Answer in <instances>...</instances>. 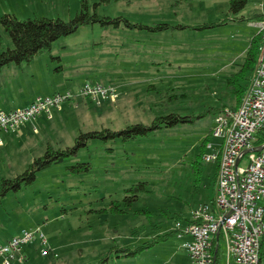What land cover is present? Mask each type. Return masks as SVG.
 <instances>
[{"label":"rangeland","instance_id":"1","mask_svg":"<svg viewBox=\"0 0 264 264\" xmlns=\"http://www.w3.org/2000/svg\"><path fill=\"white\" fill-rule=\"evenodd\" d=\"M81 2L0 0V16L67 22L80 11ZM230 2L113 0L97 8L100 16L124 17L145 29L84 26L21 68L4 67L0 85L15 80L13 86H21L33 99L56 93H72L74 98L51 116L41 115L1 133L0 180L23 173L49 143L56 149L72 147L80 133L120 131L170 113L197 116L205 114L206 107L221 106L223 81L236 71L235 64L242 62L258 33L249 22L264 12V0H249L238 14L230 11ZM160 26L161 32L150 30ZM0 34L1 53L13 44L1 25ZM90 82L113 91L100 101L80 97V89ZM167 92L188 96L173 99L167 109L156 107ZM24 102L23 98L19 104ZM224 103L234 105L226 99ZM36 122V128L27 127ZM214 125L215 115L209 113L194 124L134 142L90 141L88 149L39 173L34 184L3 200L0 246L23 230L39 229L18 253L22 262L15 264H188L186 239L171 232L178 222L185 226V219L201 204L216 198L215 165L202 162L201 175L193 172ZM21 129L25 138H20ZM210 153L207 150L205 156ZM78 163H90L91 171L74 175L67 169ZM145 182L149 192L140 193L128 206L125 198L133 192L127 190ZM143 247L136 256L117 252ZM218 264H225L223 252Z\"/></svg>","mask_w":264,"mask_h":264},{"label":"built area","instance_id":"2","mask_svg":"<svg viewBox=\"0 0 264 264\" xmlns=\"http://www.w3.org/2000/svg\"><path fill=\"white\" fill-rule=\"evenodd\" d=\"M253 25L262 39L257 65L241 105L225 109L215 119L212 137L217 142L209 143L211 153L204 157L205 163L218 166L214 205L201 204L192 212L190 222L175 225L178 238H190L184 244L189 264H218L221 252L225 264H261L264 144L257 148L255 143L258 132L264 129V19ZM112 91L90 82L80 89L79 96L100 101ZM73 98L72 93H56L37 97L25 108L0 112V135L41 115L51 116L53 110ZM38 231L23 230L0 246V264L22 262L18 253Z\"/></svg>","mask_w":264,"mask_h":264},{"label":"trees","instance_id":"3","mask_svg":"<svg viewBox=\"0 0 264 264\" xmlns=\"http://www.w3.org/2000/svg\"><path fill=\"white\" fill-rule=\"evenodd\" d=\"M91 1L93 3H91ZM113 0H82L81 9L77 15L70 21H63L59 18H46V17H35L34 19L20 20L14 14H4L0 16V25L9 35L13 47L8 48L6 51L0 53V73L4 67L11 64H16L22 66L33 61V59L48 50H50L55 42L58 40L69 37L79 31L81 27L84 26H94L99 24L104 28H138L140 30L145 29V27H139L132 25L124 17L110 18L102 17L98 14L97 8L101 5L110 4ZM249 0H231L230 11L234 14H238L243 10ZM264 19L263 15L256 16L250 21L258 23ZM245 20V19H242ZM152 32H161L164 30L163 26L157 27L155 29H150ZM261 36H254L251 41L249 48L241 63L235 64L236 71L232 73L225 81H223V97L221 99V106L214 108L213 106L206 107L205 114H199L197 116H182L175 113L167 114L166 116L156 118L151 124H135L128 126L120 131H111L104 129L102 131H91L86 133H80L79 137L75 140V145L66 148H55L50 143L46 145V149L43 155L35 159L26 170L16 175L14 178L1 179L0 180V204L3 200L11 193H18L22 189L31 186L38 178V174L51 168L54 165L63 164L67 159L76 157L79 152L85 148H89V142L92 140H100L105 143L111 141L119 140L122 143L134 142L142 138H147L151 134L156 133L161 130L174 129L180 125L194 124L196 120L201 119L206 116V114L212 113L215 115V119L222 114L225 109H237L245 96L246 90L249 86L251 76L257 65L259 57V48L261 45ZM3 40L0 34V49L2 47ZM171 90V89H170ZM211 88L209 87V91ZM211 93V92H210ZM188 95L182 93L171 94L169 92L163 94L161 104L156 105V107L166 109L170 104V101L176 98L186 99ZM226 101H234V105H228L224 103ZM212 131L208 137H206L202 142L203 154L200 155L196 162L193 164V172L196 176H200L202 173V162H204L205 152L209 143L212 142ZM256 147H260L264 144V129L258 132ZM216 167L215 182L217 185L218 176V166ZM74 175H81L88 173L92 169L90 163H78L75 166L67 168ZM139 188H132L127 190V194L130 192L132 196H126L125 202L128 206L132 202L139 199L140 193H148L149 184L148 182L140 183ZM196 187V192L198 191V186ZM215 199L209 203L214 205ZM208 204V203H204ZM114 213L119 212V209L114 208ZM179 220H182L181 215ZM185 223L190 222V219H185ZM177 231L171 232L172 235L177 236ZM189 237L185 236L180 239H186ZM189 240H186L188 242ZM184 243V244H185ZM157 243L154 242L156 245ZM183 244V247H184ZM145 249L139 248L136 250H130L125 248L117 249V252L125 253V257L136 256ZM186 250V249H185ZM187 252V251H186ZM188 254V253H187ZM189 259V258H188ZM264 259V236L261 243V264ZM218 263V262H217ZM189 264V262H188Z\"/></svg>","mask_w":264,"mask_h":264},{"label":"crops","instance_id":"4","mask_svg":"<svg viewBox=\"0 0 264 264\" xmlns=\"http://www.w3.org/2000/svg\"><path fill=\"white\" fill-rule=\"evenodd\" d=\"M264 16V12L262 14ZM252 23L254 24L255 22L253 21H250L249 24ZM257 31V29H256ZM17 68H21L20 66L17 67ZM2 72V71H1ZM17 72V71H16ZM18 73V72H17ZM15 80H11L10 79V85L9 84H5L4 86L3 85H0V112H6L7 111H10V110H18V109H22V108H25L27 107L28 105H30L32 103V101H34L37 97H40V96H37L35 99L33 94H28L25 92V90L19 86L18 88L13 86ZM14 87V88H13ZM54 94V93H53ZM52 94V95H53ZM26 99L27 102L23 103V104H19V101L20 100H23ZM33 99V100H32ZM12 104H16L17 105V108H10V105ZM62 112V111H61ZM61 112H58L56 113V117L60 115ZM38 125H37V122L32 124V125H28L27 127L31 128V129H34L36 128ZM26 128V127H25ZM25 130L22 131L21 129V134L24 132ZM26 134V133H25ZM25 134H22L20 136V138H25ZM7 135H10V134H7ZM1 138V137H0ZM13 237V236H12ZM10 237L8 239V241L12 238ZM186 240H189L188 238H186ZM27 257H28V260H30V257H29V254L27 252ZM27 264V263H26Z\"/></svg>","mask_w":264,"mask_h":264}]
</instances>
